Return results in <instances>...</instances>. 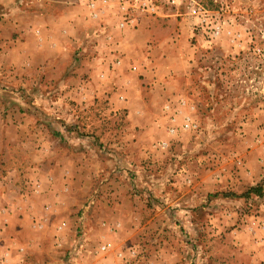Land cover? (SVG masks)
<instances>
[{
    "label": "rangeland",
    "instance_id": "obj_1",
    "mask_svg": "<svg viewBox=\"0 0 264 264\" xmlns=\"http://www.w3.org/2000/svg\"><path fill=\"white\" fill-rule=\"evenodd\" d=\"M0 264H264V0H0Z\"/></svg>",
    "mask_w": 264,
    "mask_h": 264
}]
</instances>
